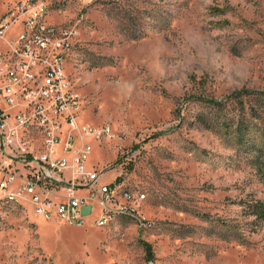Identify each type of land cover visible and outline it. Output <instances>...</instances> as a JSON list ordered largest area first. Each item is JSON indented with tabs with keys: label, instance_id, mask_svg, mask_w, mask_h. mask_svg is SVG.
Segmentation results:
<instances>
[{
	"label": "rangeland",
	"instance_id": "1",
	"mask_svg": "<svg viewBox=\"0 0 264 264\" xmlns=\"http://www.w3.org/2000/svg\"><path fill=\"white\" fill-rule=\"evenodd\" d=\"M30 14L73 32L77 124L110 127L86 168L145 199L76 226L0 191V264H264V0H0L4 38Z\"/></svg>",
	"mask_w": 264,
	"mask_h": 264
},
{
	"label": "built area",
	"instance_id": "2",
	"mask_svg": "<svg viewBox=\"0 0 264 264\" xmlns=\"http://www.w3.org/2000/svg\"><path fill=\"white\" fill-rule=\"evenodd\" d=\"M14 22L12 15L0 22V39L6 44L0 50L2 199L27 201L37 215L76 226L84 225L95 208L97 227L105 226L112 214L138 212L144 193L114 182L100 184L101 171L85 166L92 148L87 139L100 141L111 130L107 124H77L80 95L65 72L72 30H55L30 14L19 36L6 40L5 30Z\"/></svg>",
	"mask_w": 264,
	"mask_h": 264
},
{
	"label": "water",
	"instance_id": "3",
	"mask_svg": "<svg viewBox=\"0 0 264 264\" xmlns=\"http://www.w3.org/2000/svg\"><path fill=\"white\" fill-rule=\"evenodd\" d=\"M90 209H91V206H90V205H89V206H84V207L82 208V213H83V214L88 213V212L90 211Z\"/></svg>",
	"mask_w": 264,
	"mask_h": 264
},
{
	"label": "trees",
	"instance_id": "4",
	"mask_svg": "<svg viewBox=\"0 0 264 264\" xmlns=\"http://www.w3.org/2000/svg\"><path fill=\"white\" fill-rule=\"evenodd\" d=\"M117 180H118V178H117ZM146 254L150 258L151 252H150V247L149 246H147V248H146Z\"/></svg>",
	"mask_w": 264,
	"mask_h": 264
}]
</instances>
